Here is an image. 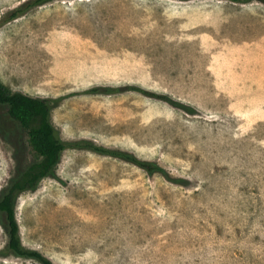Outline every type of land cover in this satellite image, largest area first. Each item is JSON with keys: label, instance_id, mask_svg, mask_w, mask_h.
Wrapping results in <instances>:
<instances>
[{"label": "rangeland", "instance_id": "1", "mask_svg": "<svg viewBox=\"0 0 264 264\" xmlns=\"http://www.w3.org/2000/svg\"><path fill=\"white\" fill-rule=\"evenodd\" d=\"M32 1L0 0L2 82L58 99L65 143L126 150L171 178L67 148L18 198L23 245L55 264H264V2ZM0 131L1 195L16 150L22 167L37 155L4 105ZM7 242L0 222V264H41Z\"/></svg>", "mask_w": 264, "mask_h": 264}, {"label": "trees", "instance_id": "2", "mask_svg": "<svg viewBox=\"0 0 264 264\" xmlns=\"http://www.w3.org/2000/svg\"><path fill=\"white\" fill-rule=\"evenodd\" d=\"M52 1L54 0H34L28 3L26 7L30 4L44 5ZM232 1L247 3L253 0ZM259 1L264 2V0ZM24 8L19 7V9L13 12V19L17 18L20 13H23L25 11ZM96 90L100 91V89ZM140 90L146 95L164 99L189 113H194V109L181 103H175L168 96ZM105 91L112 93L114 89L107 88ZM57 100L34 97L23 92L13 91L0 79V105L8 107L9 116L26 132L28 144L37 155L35 161L22 167L23 162L18 157L19 151L16 150L14 155L16 162L15 173L0 195V222L8 236L6 250L12 255L20 258L34 259L41 264L55 263L43 253L28 249L23 245L20 224L17 218L18 198L25 192L35 191L44 179L56 176L57 167L67 148L88 149L102 155L131 162L145 170L149 175L159 174L167 179L171 178L168 171L157 162L141 159L126 150L105 147L89 140L65 143L58 136L52 120L53 102ZM0 134L2 135L1 131ZM4 138L6 139V136ZM175 182L181 183V180H175Z\"/></svg>", "mask_w": 264, "mask_h": 264}]
</instances>
